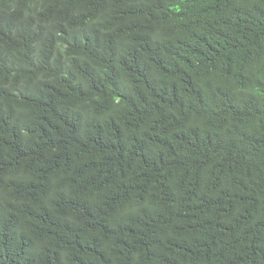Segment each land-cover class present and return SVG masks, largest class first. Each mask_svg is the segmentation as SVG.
Segmentation results:
<instances>
[{
  "label": "trees",
  "instance_id": "1",
  "mask_svg": "<svg viewBox=\"0 0 264 264\" xmlns=\"http://www.w3.org/2000/svg\"><path fill=\"white\" fill-rule=\"evenodd\" d=\"M0 264H264V0H0Z\"/></svg>",
  "mask_w": 264,
  "mask_h": 264
}]
</instances>
